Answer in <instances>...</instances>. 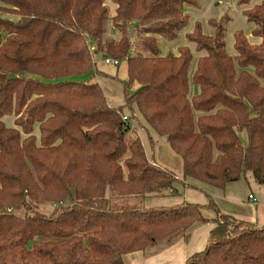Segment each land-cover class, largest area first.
<instances>
[{"label": "trees", "instance_id": "16d2710c", "mask_svg": "<svg viewBox=\"0 0 264 264\" xmlns=\"http://www.w3.org/2000/svg\"><path fill=\"white\" fill-rule=\"evenodd\" d=\"M110 1L114 16L106 0H0V264H125L211 221L207 247L187 264H264V227L217 211L210 220L213 202L142 206L188 179L224 190L252 174L264 187V0H238L257 3L243 15L260 43L237 32L235 56L229 16L209 21L212 35L200 23L186 34L203 53L192 78L191 49L162 55L158 37L177 40L196 0ZM97 54L127 63L126 88H138L126 107L182 158L184 181L156 165L140 137L129 140L124 107L110 106L98 83L73 80L95 70Z\"/></svg>", "mask_w": 264, "mask_h": 264}, {"label": "rangeland", "instance_id": "374dc122", "mask_svg": "<svg viewBox=\"0 0 264 264\" xmlns=\"http://www.w3.org/2000/svg\"><path fill=\"white\" fill-rule=\"evenodd\" d=\"M196 2V7H187L189 22L185 29L181 32L179 38L173 42H168L164 38L160 37V39L162 40H160L159 44L162 55H167L168 52L177 54L178 49L183 46H188L191 49V51L195 55V58L190 68L191 78L193 76L194 71L196 70L200 54L196 51V47L192 43H189L187 41L186 34L192 33L197 23L201 24L204 34L212 35L213 28L209 24V21L212 19L220 21L223 17L229 16L231 20L227 24L226 47L227 53H231L233 56L236 55L235 34L237 32H243V34L251 43H255L256 41L260 42L259 39H256L252 36V32L255 28L254 25L250 23L248 19L243 15V12L246 9H250L255 6L257 4L256 2H252L247 6H239L238 0H196ZM106 4L110 7L112 16L115 7L110 3V0H106ZM134 32V29H132L131 35L133 40L136 39ZM118 33L119 32H116L113 23L109 22L107 25L108 37L118 38ZM106 59H110L111 63H106ZM94 61L96 62V68L90 75L76 77L73 80L98 83L102 87L110 106L124 107V114L131 118V120H129V124L132 128V133H130L129 135V140L136 137H140L145 146L148 157L152 161H155V158L153 157V147L149 145L150 135L144 128H142L143 125L140 120H135V117L134 119H132V112L129 108L126 107V97L128 95L134 94V92L138 88L136 84L130 86L129 89L126 88V83L128 82L127 63L125 61H122L120 63L117 61L118 64H114L113 59L104 58L102 54H97L95 56ZM198 92L199 88L194 85L191 79V96L195 95ZM4 122L8 127H16L15 117L12 115L6 116L4 118ZM39 133V127L36 126L34 134L39 135ZM244 135L245 134H242V138L244 143L246 144L247 139ZM151 137L158 140L157 136L152 133ZM248 178V182H250L251 184H255V180L252 174H249ZM186 183L191 184L193 187H186L185 196L179 194H169L164 196L150 197L142 203L143 208H167L178 205L183 201H188L191 203L199 202L203 205H206L211 203V200L213 199L215 200L214 203H216V199L212 198L213 196L209 197V194L213 195L222 193V191H220L216 187L191 179H188ZM245 184L246 188H248V184ZM180 186L183 187L182 185ZM237 186L238 185H235L234 187L237 188ZM137 203V200L133 199H129L128 201L124 202L125 205L131 206L136 205ZM53 209L54 207L52 205H46L41 206L39 211L49 215L52 213ZM17 214L22 216L24 215V211H17Z\"/></svg>", "mask_w": 264, "mask_h": 264}, {"label": "crops", "instance_id": "0c3cea01", "mask_svg": "<svg viewBox=\"0 0 264 264\" xmlns=\"http://www.w3.org/2000/svg\"><path fill=\"white\" fill-rule=\"evenodd\" d=\"M110 3L115 7L112 14V16H114L116 5L111 1ZM160 40L162 39L158 37V44H160ZM255 43L258 44L260 42L256 41ZM199 54L201 56L203 53ZM229 54L232 55L231 53ZM151 138L149 139V145L153 147V157L155 158L154 163L161 168L174 173L178 180L184 181V165L182 158L177 155L171 149L170 145L162 138L157 137L158 140L152 138L155 142H151ZM248 179L249 178H243L238 182L228 184L224 190L219 189L222 191L221 194H209V197L213 196L212 198L216 199V203H214V199V201L210 199L211 202L216 205V208L215 210L205 209L204 216L213 220L217 215V211L220 214L233 216L239 220L247 221L255 226L264 227V187L259 185L256 181L255 184H251L248 182ZM245 183L248 184V188H246ZM235 185H238L237 188L234 187ZM188 186L192 185L188 184ZM176 188L178 190L177 194L185 196L186 188H183L178 184L176 185ZM250 195L254 196L255 200H251ZM198 204L202 203L198 202ZM215 227L216 223L213 221L198 224L193 228L188 240L180 239L165 250L150 256H145L143 252H134L125 255V264H187L188 260L193 255L202 252L207 247L210 233Z\"/></svg>", "mask_w": 264, "mask_h": 264}, {"label": "built area", "instance_id": "2783aa9c", "mask_svg": "<svg viewBox=\"0 0 264 264\" xmlns=\"http://www.w3.org/2000/svg\"><path fill=\"white\" fill-rule=\"evenodd\" d=\"M106 63H111V60H110V59H106ZM113 63H114V64H118L117 61H114ZM123 120L126 121V122L129 121V119H128L127 116H124V117H123ZM250 199H251V200L254 199V196L250 195ZM254 200H255V199H254Z\"/></svg>", "mask_w": 264, "mask_h": 264}]
</instances>
